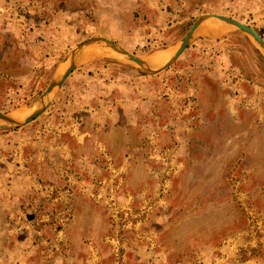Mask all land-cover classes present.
<instances>
[{
  "label": "rangeland",
  "instance_id": "obj_1",
  "mask_svg": "<svg viewBox=\"0 0 264 264\" xmlns=\"http://www.w3.org/2000/svg\"><path fill=\"white\" fill-rule=\"evenodd\" d=\"M206 15L264 39V0H0V115L97 38L157 68ZM228 29L157 74L88 62L0 123V264H264V54Z\"/></svg>",
  "mask_w": 264,
  "mask_h": 264
},
{
  "label": "water",
  "instance_id": "obj_2",
  "mask_svg": "<svg viewBox=\"0 0 264 264\" xmlns=\"http://www.w3.org/2000/svg\"><path fill=\"white\" fill-rule=\"evenodd\" d=\"M221 24L226 26L227 28L236 30L240 34L247 37L249 41L259 51H261L264 54V39L255 30L235 19L221 15H206L200 17L193 25L188 35L175 49V51L172 50L168 52L163 62L160 65H158L157 68L153 67L154 62L157 63L156 62L157 58H154L155 60L152 59L148 61L145 58H141L136 55L130 54L125 49L118 46L116 43H114L111 40L97 38L95 39V41L106 44L108 47L112 48V51L102 54H96V55L93 54H90L88 56L81 55V57L79 56L75 59L69 58L63 61L58 66L52 78V81L45 93V96L40 101L38 107L31 115L25 116L24 114L22 116L18 114L19 112L3 114L0 115V123L8 122L11 126L17 128H24L25 126L35 122L50 108V106L54 102L55 98L59 94L65 75L74 69L81 68L83 65H85L88 62H92L100 59H110V58L119 57L124 59L126 62H128L134 68L140 71L151 74L160 73L171 67L174 64V62L180 57V55H182L188 49V47H190L196 40H198L204 35L210 34L211 33L210 31H212L211 28L213 26L216 27ZM90 47H84V48H90ZM77 55L79 54L77 53Z\"/></svg>",
  "mask_w": 264,
  "mask_h": 264
},
{
  "label": "trees",
  "instance_id": "obj_3",
  "mask_svg": "<svg viewBox=\"0 0 264 264\" xmlns=\"http://www.w3.org/2000/svg\"><path fill=\"white\" fill-rule=\"evenodd\" d=\"M138 17V16H136ZM249 131V128H244L243 131L241 132V135H242V138H247V136L250 134L247 135ZM259 131V128L255 129L253 128L252 129V132H258ZM247 135V136H246ZM251 140H252V144H251V148H255L256 147V143H258V135H252L250 134V137H249ZM225 158H229L227 154H225ZM224 158V159H225ZM263 160H264V155H263ZM215 180H213L214 182H219L217 183L215 186H218L219 185V188L215 191V193H213L212 195H210L208 198L209 199H213V198H216V199H220V198H223V197H226L227 201L225 204L223 205H220L222 208L224 207H228V208H234L236 206V203L234 202V200L232 198H230V194H231V181L228 180V181H224L226 180V178L224 180H216V178H223V177H215ZM221 190L222 191H225V194L222 195L221 193ZM218 197V198H217Z\"/></svg>",
  "mask_w": 264,
  "mask_h": 264
},
{
  "label": "bare ground",
  "instance_id": "obj_4",
  "mask_svg": "<svg viewBox=\"0 0 264 264\" xmlns=\"http://www.w3.org/2000/svg\"><path fill=\"white\" fill-rule=\"evenodd\" d=\"M228 28L226 27V26H222V35H224V34H226L227 32H228ZM213 33V32H212ZM94 52V48H83V49H81L80 50V52L78 53L79 55L78 56H81V55H84V56H88V55H90L91 53H93ZM26 112L27 111H20L18 114L19 115H24V114H26Z\"/></svg>",
  "mask_w": 264,
  "mask_h": 264
},
{
  "label": "crops",
  "instance_id": "obj_5",
  "mask_svg": "<svg viewBox=\"0 0 264 264\" xmlns=\"http://www.w3.org/2000/svg\"><path fill=\"white\" fill-rule=\"evenodd\" d=\"M222 26H224V25H218V26H213L212 28H211V30L212 31H210L211 33V35H213V36H223L221 33H222ZM213 32V33H212ZM225 35V34H224Z\"/></svg>",
  "mask_w": 264,
  "mask_h": 264
}]
</instances>
